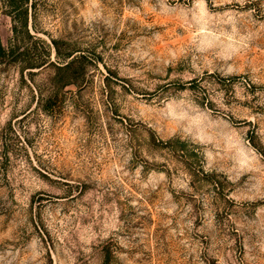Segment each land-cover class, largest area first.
<instances>
[{
    "label": "rangeland",
    "instance_id": "obj_1",
    "mask_svg": "<svg viewBox=\"0 0 264 264\" xmlns=\"http://www.w3.org/2000/svg\"><path fill=\"white\" fill-rule=\"evenodd\" d=\"M22 4L0 264H264V0H30L29 32Z\"/></svg>",
    "mask_w": 264,
    "mask_h": 264
},
{
    "label": "trees",
    "instance_id": "obj_2",
    "mask_svg": "<svg viewBox=\"0 0 264 264\" xmlns=\"http://www.w3.org/2000/svg\"><path fill=\"white\" fill-rule=\"evenodd\" d=\"M20 1H24V4H22L21 6H17L16 10H19V14L17 16L20 17V15H24V22L23 27L26 29L27 32L28 31V8L26 7V5L28 4V1L30 0H20ZM18 30V25H15L14 27V32L16 33ZM56 50L58 52L59 58H62L65 62L62 63L64 64L63 67H59V68H63V69H70L74 64L78 63V61H80V59L82 58V56H75L71 61H68L70 58H72L74 55L73 54H66V55H62L58 49V42H54ZM13 54V48L9 47L7 48L2 42H0V59L1 58H6L9 55ZM48 63L47 61L45 62V64Z\"/></svg>",
    "mask_w": 264,
    "mask_h": 264
}]
</instances>
